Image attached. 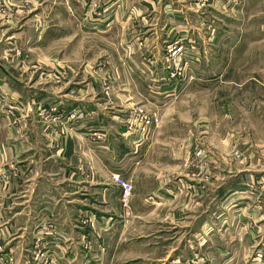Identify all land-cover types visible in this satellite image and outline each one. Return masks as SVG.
Masks as SVG:
<instances>
[{"label":"crops","instance_id":"crops-1","mask_svg":"<svg viewBox=\"0 0 264 264\" xmlns=\"http://www.w3.org/2000/svg\"><path fill=\"white\" fill-rule=\"evenodd\" d=\"M223 4L0 0V262L144 261L146 252L136 245L147 243L150 235L128 239L122 219L127 209L113 180L119 175L133 183L134 208L152 215L154 237L166 214L185 229L184 245L193 223L202 230L200 246L214 243L221 262L220 251L231 252L230 264H249L256 245H264V169L255 166L261 158L248 157V168L222 155L217 162L209 157L196 165L188 127L164 123L142 133L130 124L138 108L160 113L175 100L143 96L148 82L137 74L171 60L160 57L163 21L178 23L177 29L173 25L178 38H186L191 21ZM142 36L147 37L144 50L136 40ZM149 41L155 43L149 47ZM182 58L187 59L185 53L176 63ZM129 69L138 82L132 74L128 78ZM101 70L107 71L101 75ZM106 73L117 96L104 94ZM128 80L140 87L138 96L125 92ZM211 140L212 135L205 143ZM206 198L219 202L213 207L214 200L209 204ZM188 245L183 250L192 257ZM184 253L172 264H179Z\"/></svg>","mask_w":264,"mask_h":264},{"label":"rangeland","instance_id":"rangeland-1","mask_svg":"<svg viewBox=\"0 0 264 264\" xmlns=\"http://www.w3.org/2000/svg\"><path fill=\"white\" fill-rule=\"evenodd\" d=\"M220 1L224 2L222 9L218 8L216 11L209 8L204 16H200L197 21H191V30L186 38L183 36L178 38V33L173 28L175 24L177 29L178 23L168 19L163 21L166 33L160 30V33L165 36V41L161 42L164 52L160 57L169 58V48L182 45L187 59L182 58L177 64L176 59L182 57L184 53L179 57H170V62L164 63L165 65L160 69L159 66L152 68L150 58L147 62L145 61L151 68L139 69L141 72L137 73L148 82L146 85L148 89L145 87L142 91L143 96H174L175 100L165 108L162 107L160 113L149 112L142 107L138 109L156 116L159 123L157 127H152V130L160 128L159 126L164 123L188 127L192 135V155L196 165L209 161L207 159L209 157L217 162L222 155L228 158L229 162L248 168L250 165L248 157L252 156L255 159L261 158L260 164L255 166L264 169L262 160L264 159V0ZM170 7L172 10L179 8L173 4H170ZM146 38L142 36L136 39L138 46L143 50L146 48L145 45L143 46ZM105 42L103 44H109ZM154 43L149 41V47ZM97 55L96 59L99 60ZM100 62L94 67H97ZM103 71L107 70L99 71L101 75ZM127 71L130 78L131 70ZM110 77L107 74L103 77V82L101 80L104 94L117 96L114 94L117 92H114L113 85H109ZM132 77L133 81H139L136 74L133 73ZM124 85L127 90L125 92L131 96H138L135 90L140 87L134 86L131 80ZM211 135V143L207 145L205 142ZM249 143L256 145L255 148L245 150L244 147ZM131 184L133 186V183ZM132 198L133 195L129 206L124 207L127 209L125 217H122L125 223L124 231L127 232L128 239L139 240L142 236L148 235L150 237L147 243L145 241L136 245L146 252L144 261H129L128 264H172L173 258L177 257L176 254L183 251H185L184 257L179 264H217L218 260L221 262V256L219 258L218 255V259L215 257L218 251L214 243L202 242L203 245L200 246L199 233L202 230L193 223L186 229L185 236L188 239H186L188 248L192 250V257L188 256L187 249L183 250L187 247V244L184 245L186 241L181 240L185 229L177 228V223L173 225L170 218L165 216L166 214L161 217L159 237L157 233L160 240L154 237L157 226L152 222L154 221L151 219L152 215L149 212L141 213ZM196 199L198 200L197 197L193 198L195 204H197ZM210 200H214L213 204L215 201L219 202L218 198H206V203ZM200 201L205 204V201ZM215 206L216 203L213 207ZM197 215L199 214H193L189 219L193 221ZM209 220H211L210 217ZM227 229L225 233L229 234ZM230 248L231 246L227 250L230 251ZM253 251L249 256V264H264V245H256ZM219 253H224L222 255L225 260L221 263L230 264L231 252L227 254L220 251ZM38 261L39 259L32 262L37 264ZM3 263L0 262V264ZM41 264H50V262L45 263L43 259Z\"/></svg>","mask_w":264,"mask_h":264},{"label":"built area","instance_id":"built-area-1","mask_svg":"<svg viewBox=\"0 0 264 264\" xmlns=\"http://www.w3.org/2000/svg\"><path fill=\"white\" fill-rule=\"evenodd\" d=\"M184 51L185 49L182 45H179L177 47H170L168 50L170 57L172 58L181 56ZM158 123L159 121L156 116H151L147 114L143 109H137L134 112L130 122L132 126H140L142 133H146L149 129H152V127H157ZM114 182L121 188V202L123 204V207L127 208L129 206L130 199L133 195V186L130 182L125 181L119 176H115ZM37 264H41V262L38 261Z\"/></svg>","mask_w":264,"mask_h":264}]
</instances>
